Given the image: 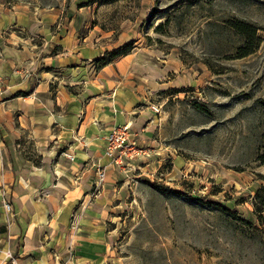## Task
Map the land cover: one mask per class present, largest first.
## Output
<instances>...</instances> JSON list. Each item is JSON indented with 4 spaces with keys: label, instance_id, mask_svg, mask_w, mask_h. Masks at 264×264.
Returning <instances> with one entry per match:
<instances>
[{
    "label": "rangeland",
    "instance_id": "374dc122",
    "mask_svg": "<svg viewBox=\"0 0 264 264\" xmlns=\"http://www.w3.org/2000/svg\"><path fill=\"white\" fill-rule=\"evenodd\" d=\"M0 3L57 9L105 48L132 44L134 92L151 116L112 190L106 227L121 264H264L252 208L264 176V0ZM236 19L260 39L243 57ZM12 214L2 211L0 232Z\"/></svg>",
    "mask_w": 264,
    "mask_h": 264
},
{
    "label": "crops",
    "instance_id": "0c3cea01",
    "mask_svg": "<svg viewBox=\"0 0 264 264\" xmlns=\"http://www.w3.org/2000/svg\"><path fill=\"white\" fill-rule=\"evenodd\" d=\"M74 22L0 3V202L13 212L0 264H121L106 227L121 165L104 154L105 136L128 125L141 147L151 112L138 106L131 53L94 63L123 43L105 48L102 34L78 33Z\"/></svg>",
    "mask_w": 264,
    "mask_h": 264
},
{
    "label": "trees",
    "instance_id": "16d2710c",
    "mask_svg": "<svg viewBox=\"0 0 264 264\" xmlns=\"http://www.w3.org/2000/svg\"><path fill=\"white\" fill-rule=\"evenodd\" d=\"M230 26L239 32L245 39V45L242 47H239L237 50V57H243L250 53H252L255 48L258 45L259 37L257 36V28L249 23L243 22L241 20H231ZM131 42L125 43L111 51L105 52L102 56L97 57L94 59V63L97 66H101L103 64H106L110 60L126 55L130 53L131 51ZM263 184L261 187L255 192L253 198H252V208L253 213L256 217V221L259 226L264 227V176L262 177ZM249 226H252V224L245 220V219H237Z\"/></svg>",
    "mask_w": 264,
    "mask_h": 264
},
{
    "label": "built area",
    "instance_id": "2783aa9c",
    "mask_svg": "<svg viewBox=\"0 0 264 264\" xmlns=\"http://www.w3.org/2000/svg\"><path fill=\"white\" fill-rule=\"evenodd\" d=\"M158 111L156 107H153ZM128 125L113 128L110 133L105 136L104 154L108 156L116 164H121L125 159H130L136 147L133 141H130L127 136ZM1 142V140H0ZM71 157L70 155H67ZM105 177L104 169L99 168L95 172V181L93 183L94 191H98L103 184ZM3 209L6 212H11V203L4 199L2 202ZM12 264H16L14 259Z\"/></svg>",
    "mask_w": 264,
    "mask_h": 264
}]
</instances>
